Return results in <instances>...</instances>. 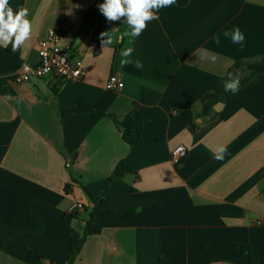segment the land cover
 <instances>
[{
  "label": "crops",
  "instance_id": "0c3cea01",
  "mask_svg": "<svg viewBox=\"0 0 264 264\" xmlns=\"http://www.w3.org/2000/svg\"><path fill=\"white\" fill-rule=\"evenodd\" d=\"M98 2L9 0L29 9L32 36L19 56L0 45V264H65L86 213L68 210L90 204L82 187L106 211L136 212L102 220L74 264H250L234 253L238 245L263 264L264 73L237 71L240 90L224 101L213 90L236 61L264 65V0H176L160 9L131 45L140 76L118 68L127 37L102 49L100 33L127 25L88 17ZM237 26L243 47L223 35ZM51 29L86 75L14 82L24 64H38V43ZM201 49L216 62L200 60ZM113 73L124 82L118 92L106 89ZM96 112L140 114L141 140L129 146L113 119ZM178 145L188 153L174 164ZM222 146L227 155L214 159ZM126 158L132 173L110 184Z\"/></svg>",
  "mask_w": 264,
  "mask_h": 264
},
{
  "label": "clouds",
  "instance_id": "9594fccd",
  "mask_svg": "<svg viewBox=\"0 0 264 264\" xmlns=\"http://www.w3.org/2000/svg\"><path fill=\"white\" fill-rule=\"evenodd\" d=\"M176 3V0H104L98 5L99 12L106 18L108 22L120 21L124 19V24L127 28L124 31L120 27H113L107 31L100 33V43L102 49L122 43L127 37L129 46L120 49V57L118 68L123 69L133 63L131 57L136 38H138L147 28L148 22L156 20L159 17L156 13L166 7H170ZM29 9L27 7L19 8L14 12L9 6V0H0V45L7 48L11 45L13 53L18 52L22 46L32 36V24L28 19ZM225 38H230L232 43L244 45L245 36L237 26L233 30H226L223 33ZM214 42L220 44V36L213 37ZM200 60H210L215 63L217 57L209 55L207 50L201 49L198 54ZM134 66L137 69L142 68V65L137 61ZM240 77L228 73V79L224 81L223 90L225 92L236 93L239 90ZM227 155V148L220 147L214 153V159L223 160Z\"/></svg>",
  "mask_w": 264,
  "mask_h": 264
},
{
  "label": "trees",
  "instance_id": "16d2710c",
  "mask_svg": "<svg viewBox=\"0 0 264 264\" xmlns=\"http://www.w3.org/2000/svg\"><path fill=\"white\" fill-rule=\"evenodd\" d=\"M99 4L100 2H98V5ZM12 8L14 12L18 11V8H14V7ZM87 16L94 18L98 22H101L106 19L95 7H91V10L89 14H87ZM7 49L9 52H11L16 56L20 55V50L16 53H13L11 51V45H9ZM239 70L247 71L250 77L254 75H262L264 73V65H251V64H247L245 61H236L233 64V66L228 70V73H233V75H236L237 71ZM123 71L135 76L141 75L140 70L131 64L124 67ZM228 73L226 77H224L215 86L213 90V93L217 95L215 101H224L229 95L232 94V92L230 91L225 92L223 90L224 81L228 79ZM9 80L10 79H7L5 81H9ZM1 83H3V81H0V84ZM2 92H4V90H2ZM95 116L98 118L105 116L112 118L113 121L120 127L124 142H126L129 146L136 145L142 138L144 132V120L140 114H129L123 120H118L115 116L106 115L100 112H96ZM130 173H132V169L130 166L129 159L126 158L121 160L117 164V166L115 167L113 173L109 178L110 184H114L120 181ZM73 181L75 183L80 184V181L77 179H74ZM82 188L90 200V204L88 205L85 204V210H84V212L88 214V218L84 220V227L82 229L80 230L72 229L69 239V254L65 264H74L77 261L78 257L80 256V253L86 243L87 238L101 233L102 228L100 223L102 220L112 219L117 217H126L133 215L136 212V209L129 211H106L103 209L104 200L101 199L100 196H94L86 188L84 187ZM69 189H70V185L67 186L66 191ZM234 253L240 256L248 255L250 264H252V252L250 247H246L242 245L235 246ZM51 264H60V263L52 262ZM159 264H164V262L160 261Z\"/></svg>",
  "mask_w": 264,
  "mask_h": 264
},
{
  "label": "built area",
  "instance_id": "2783aa9c",
  "mask_svg": "<svg viewBox=\"0 0 264 264\" xmlns=\"http://www.w3.org/2000/svg\"><path fill=\"white\" fill-rule=\"evenodd\" d=\"M62 32L51 29L46 38L38 43L39 61L36 65L24 64L22 71L12 80L17 83H29L34 79L51 78L58 82H71L82 79L86 75V69L80 61L72 62L67 56L66 49L60 46ZM124 88V82L118 74L113 73L106 82L108 91L118 92ZM185 145H178L171 151V161L180 163L187 155ZM68 162L66 167H70ZM85 210V204L75 202L68 210L69 215H77Z\"/></svg>",
  "mask_w": 264,
  "mask_h": 264
},
{
  "label": "rangeland",
  "instance_id": "374dc122",
  "mask_svg": "<svg viewBox=\"0 0 264 264\" xmlns=\"http://www.w3.org/2000/svg\"><path fill=\"white\" fill-rule=\"evenodd\" d=\"M88 218V214L87 213H84L83 214V220H86Z\"/></svg>",
  "mask_w": 264,
  "mask_h": 264
}]
</instances>
